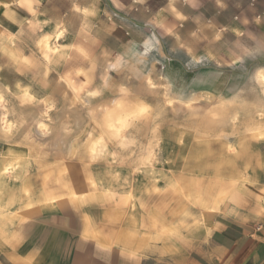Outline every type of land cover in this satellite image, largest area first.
<instances>
[{
	"label": "crops",
	"instance_id": "crops-1",
	"mask_svg": "<svg viewBox=\"0 0 264 264\" xmlns=\"http://www.w3.org/2000/svg\"><path fill=\"white\" fill-rule=\"evenodd\" d=\"M260 11L251 0H0V95L25 82L33 98L42 92L51 102L62 81L84 103L135 104L150 92L153 72L175 65L200 82L248 54L235 45L262 33ZM3 138L0 148L13 152ZM262 146L239 185L209 182L201 202L192 198L200 212L171 188L135 177L125 192L123 184L113 193L80 191L89 202L46 217L17 209L0 264H260Z\"/></svg>",
	"mask_w": 264,
	"mask_h": 264
},
{
	"label": "rangeland",
	"instance_id": "rangeland-1",
	"mask_svg": "<svg viewBox=\"0 0 264 264\" xmlns=\"http://www.w3.org/2000/svg\"><path fill=\"white\" fill-rule=\"evenodd\" d=\"M256 3L262 33L235 45L248 54L206 80L193 82L192 73L172 65L152 73L143 101L109 107L84 103L79 89L64 88L60 80L51 102L42 92L33 98L25 82L4 89L0 127L9 136L0 139H12L14 150L0 148V244L15 236V210L34 207L46 217L89 202L79 195L89 188L113 193L123 184L125 192L132 177L171 188L197 212L201 206L192 198L201 202L209 182L220 189L239 185L256 163V145H264V81L257 76L264 69V0H251ZM134 105L148 112L128 121ZM88 108L93 115L84 113ZM68 144L72 151L63 149Z\"/></svg>",
	"mask_w": 264,
	"mask_h": 264
},
{
	"label": "snow or ice",
	"instance_id": "snow-or-ice-1",
	"mask_svg": "<svg viewBox=\"0 0 264 264\" xmlns=\"http://www.w3.org/2000/svg\"><path fill=\"white\" fill-rule=\"evenodd\" d=\"M147 112H148V109L146 107H143L140 105H134L129 110V115L127 116V120L128 121L136 120L140 117H143ZM122 123L126 124V122H122ZM261 151H264V146H262ZM74 178H75V174H74ZM140 179L142 180L143 178H140ZM116 264H118V262H116Z\"/></svg>",
	"mask_w": 264,
	"mask_h": 264
},
{
	"label": "bare ground",
	"instance_id": "bare-ground-1",
	"mask_svg": "<svg viewBox=\"0 0 264 264\" xmlns=\"http://www.w3.org/2000/svg\"><path fill=\"white\" fill-rule=\"evenodd\" d=\"M258 79L264 81V69H261L257 72ZM1 128V127H0ZM1 133L8 137L9 133L6 129L1 128ZM6 172V171H5Z\"/></svg>",
	"mask_w": 264,
	"mask_h": 264
},
{
	"label": "built area",
	"instance_id": "built-area-1",
	"mask_svg": "<svg viewBox=\"0 0 264 264\" xmlns=\"http://www.w3.org/2000/svg\"><path fill=\"white\" fill-rule=\"evenodd\" d=\"M260 264H264V260Z\"/></svg>",
	"mask_w": 264,
	"mask_h": 264
}]
</instances>
